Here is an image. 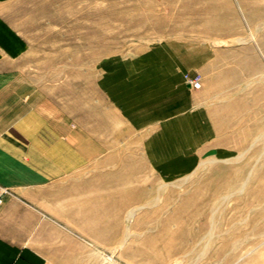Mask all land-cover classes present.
<instances>
[{
  "label": "rangeland",
  "instance_id": "obj_1",
  "mask_svg": "<svg viewBox=\"0 0 264 264\" xmlns=\"http://www.w3.org/2000/svg\"><path fill=\"white\" fill-rule=\"evenodd\" d=\"M90 8L95 21L91 14L78 30L91 34H31L24 73L37 79L48 63L54 69L96 66L99 73L155 45L181 42L191 48L195 62L208 65L204 76L185 78L201 89L203 110L232 117L234 64L248 58L250 48L264 63V0H94ZM69 21L49 29L67 33L73 28ZM196 78L200 88L189 81ZM241 89L243 95L248 88ZM246 113L242 124L256 133L241 135L234 158L210 157L176 180L164 179L139 156L121 166L120 161L106 164L111 151H97L90 159L82 150L80 166L65 171L80 179L74 186L80 197L66 198L80 203V216H67L76 229L66 230L76 244L71 249L81 256L71 264H264V98ZM119 125L135 143L136 135ZM13 132L18 138L12 142L27 141ZM16 154L11 156L16 175L36 170ZM9 158L7 152L2 162ZM8 173L0 164V178ZM106 173L111 180L105 181ZM34 185L0 182L14 193ZM64 188L72 190V183L66 180Z\"/></svg>",
  "mask_w": 264,
  "mask_h": 264
},
{
  "label": "crops",
  "instance_id": "obj_2",
  "mask_svg": "<svg viewBox=\"0 0 264 264\" xmlns=\"http://www.w3.org/2000/svg\"><path fill=\"white\" fill-rule=\"evenodd\" d=\"M91 1L0 0V164L14 173L11 156L20 152L24 165L36 168L0 178L2 183L35 184L10 192L0 205V264L81 261L66 232L76 230L68 214L80 216V203L66 202L80 197L79 188L74 189L80 179L65 171L80 166L82 150L90 152V159L97 151H111L106 164L120 161L121 166L139 156L164 179L176 180L210 157L234 158L241 135L256 133L242 124L247 109L264 98V78L257 77L264 63L251 48L248 58H239L233 67L232 117L203 110L201 89L190 87L185 78L203 75L208 65L195 62L191 48L181 42L155 45L99 73L96 66L54 69L49 63L37 79L24 73L31 60V34H91L78 30L96 15ZM66 20L73 24L71 31L49 29ZM66 69L71 72L65 76ZM242 87L248 88L243 95ZM120 123L136 135L135 143L128 142ZM14 130L27 141L12 142L18 138ZM130 150L135 152L131 156ZM66 180L72 190H65Z\"/></svg>",
  "mask_w": 264,
  "mask_h": 264
},
{
  "label": "built area",
  "instance_id": "obj_3",
  "mask_svg": "<svg viewBox=\"0 0 264 264\" xmlns=\"http://www.w3.org/2000/svg\"><path fill=\"white\" fill-rule=\"evenodd\" d=\"M189 81L193 84L194 88H200L201 84L199 79H189ZM9 190L5 187L0 186V205L3 203L5 197L9 194Z\"/></svg>",
  "mask_w": 264,
  "mask_h": 264
}]
</instances>
